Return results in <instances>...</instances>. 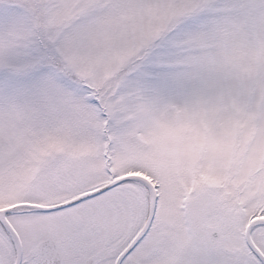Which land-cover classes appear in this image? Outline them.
I'll return each instance as SVG.
<instances>
[{"label":"snow or ice","instance_id":"6c2138e0","mask_svg":"<svg viewBox=\"0 0 264 264\" xmlns=\"http://www.w3.org/2000/svg\"><path fill=\"white\" fill-rule=\"evenodd\" d=\"M0 264H264V0H0Z\"/></svg>","mask_w":264,"mask_h":264}]
</instances>
